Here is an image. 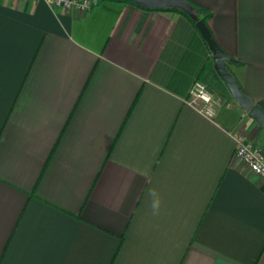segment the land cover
<instances>
[{
  "label": "crops",
  "instance_id": "1",
  "mask_svg": "<svg viewBox=\"0 0 264 264\" xmlns=\"http://www.w3.org/2000/svg\"><path fill=\"white\" fill-rule=\"evenodd\" d=\"M189 1L264 110V0ZM197 80L214 118L189 102ZM240 135L264 149L179 10L0 0V264H264Z\"/></svg>",
  "mask_w": 264,
  "mask_h": 264
},
{
  "label": "water",
  "instance_id": "2",
  "mask_svg": "<svg viewBox=\"0 0 264 264\" xmlns=\"http://www.w3.org/2000/svg\"><path fill=\"white\" fill-rule=\"evenodd\" d=\"M135 5L148 10L157 9H179L188 14L206 41L214 60V67L220 79L227 85L234 101L242 110L247 112L260 126L264 128V110L245 95L240 89L234 76L228 70L227 64L234 62V59L228 55L216 42L206 23L199 19L194 8L187 0H126Z\"/></svg>",
  "mask_w": 264,
  "mask_h": 264
},
{
  "label": "built area",
  "instance_id": "3",
  "mask_svg": "<svg viewBox=\"0 0 264 264\" xmlns=\"http://www.w3.org/2000/svg\"><path fill=\"white\" fill-rule=\"evenodd\" d=\"M39 2L42 0H26ZM64 10L78 9L86 11L91 7V0H47ZM190 104L200 113L214 118L217 115L216 101L208 85L201 80L195 81L190 93ZM235 156L251 172L264 180V149L249 141L245 136H238V147Z\"/></svg>",
  "mask_w": 264,
  "mask_h": 264
},
{
  "label": "trees",
  "instance_id": "4",
  "mask_svg": "<svg viewBox=\"0 0 264 264\" xmlns=\"http://www.w3.org/2000/svg\"><path fill=\"white\" fill-rule=\"evenodd\" d=\"M117 1H125V2H129V1H126V0H117ZM187 2H188V3L194 8L195 13L198 15L199 19L203 20V21L206 23V25L208 26V19L210 18V14H204V15H203V9H202V8H200L199 6L195 5L194 3H192V2L189 1V0H187ZM129 3L135 5V4L132 3V2H129ZM136 6H137V5H136ZM138 7H139V6H138ZM160 10H164V9H160ZM175 10H179V9H175ZM179 11L182 12L184 15L188 16V17L192 20V18H191L188 14H186V13L183 12L182 10H179ZM192 21H193V20H192ZM193 22L196 24L195 21H193Z\"/></svg>",
  "mask_w": 264,
  "mask_h": 264
},
{
  "label": "clouds",
  "instance_id": "5",
  "mask_svg": "<svg viewBox=\"0 0 264 264\" xmlns=\"http://www.w3.org/2000/svg\"><path fill=\"white\" fill-rule=\"evenodd\" d=\"M152 195L154 197H156V193L153 192ZM159 206H160V200L158 197H156L154 200H153V203H152V208H153V212H157L159 210Z\"/></svg>",
  "mask_w": 264,
  "mask_h": 264
}]
</instances>
